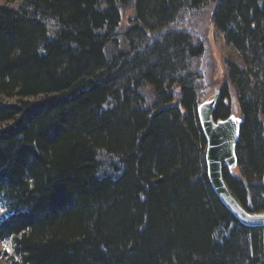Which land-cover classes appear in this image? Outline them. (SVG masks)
<instances>
[{
	"label": "trees",
	"instance_id": "16d2710c",
	"mask_svg": "<svg viewBox=\"0 0 264 264\" xmlns=\"http://www.w3.org/2000/svg\"><path fill=\"white\" fill-rule=\"evenodd\" d=\"M0 0V264H264V225L209 183L205 52L173 27L212 5L240 121L230 195L264 214V0ZM236 170L237 174H232ZM8 246V247H7Z\"/></svg>",
	"mask_w": 264,
	"mask_h": 264
},
{
	"label": "water",
	"instance_id": "95a60500",
	"mask_svg": "<svg viewBox=\"0 0 264 264\" xmlns=\"http://www.w3.org/2000/svg\"><path fill=\"white\" fill-rule=\"evenodd\" d=\"M218 93L208 102L198 108L197 115L202 133L205 137L207 176L210 185L222 201L223 205L241 222L247 225H264V214L250 215L244 211L230 195L226 188L221 168H234L235 145L239 136V119L232 120L228 117L223 120H214L212 113ZM264 183V170L262 175Z\"/></svg>",
	"mask_w": 264,
	"mask_h": 264
},
{
	"label": "rangeland",
	"instance_id": "374dc122",
	"mask_svg": "<svg viewBox=\"0 0 264 264\" xmlns=\"http://www.w3.org/2000/svg\"><path fill=\"white\" fill-rule=\"evenodd\" d=\"M130 1L131 3L121 10V29L127 28L130 19L134 16L135 0ZM212 10V5H208L199 10L185 12L181 18V22H177L173 26L176 29L181 28L195 33L204 45L205 52L202 58L204 90L200 105L213 99L215 94L228 83V74L225 65V50L211 23ZM230 94V116L237 118L238 107L235 100H233V93L231 92ZM232 174L236 175L237 171L232 170ZM4 247L5 246L0 243V252Z\"/></svg>",
	"mask_w": 264,
	"mask_h": 264
},
{
	"label": "snow or ice",
	"instance_id": "6c2138e0",
	"mask_svg": "<svg viewBox=\"0 0 264 264\" xmlns=\"http://www.w3.org/2000/svg\"><path fill=\"white\" fill-rule=\"evenodd\" d=\"M230 119L235 120L236 118H235V117H232V118H230Z\"/></svg>",
	"mask_w": 264,
	"mask_h": 264
}]
</instances>
